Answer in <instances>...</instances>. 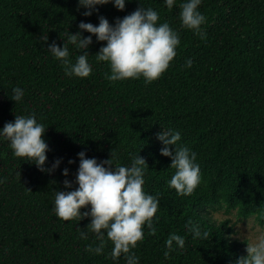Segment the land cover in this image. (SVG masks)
I'll list each match as a JSON object with an SVG mask.
<instances>
[{
	"label": "trees",
	"instance_id": "obj_1",
	"mask_svg": "<svg viewBox=\"0 0 264 264\" xmlns=\"http://www.w3.org/2000/svg\"><path fill=\"white\" fill-rule=\"evenodd\" d=\"M184 2L168 10L163 0H130L123 11L109 3L86 17L78 0H0V128L15 115L35 114L47 129L45 168L61 160L55 171L41 172L0 141V177L6 178L0 184V264H125L123 257L110 258V241L102 255L85 251L97 243L91 232L79 238L90 217L63 222L52 211L56 191L77 187L65 189L63 182L75 181L81 151L98 162L112 150L120 165H130L136 154L146 160L144 190L158 196L159 209L155 235L145 226L133 249L140 264H235L247 255L230 220L218 223L212 211L251 220L264 209V0H203V40L181 26ZM141 4L156 10L181 41L168 70L152 83L106 80L107 63L95 60L106 42L95 36L86 50L93 66L87 78L66 76L47 51L53 41L63 47L81 21L98 25L103 16L114 24ZM68 47L75 62L81 50ZM14 87L25 93L17 104ZM163 127L180 131V143L197 154L203 181L191 195L168 187L175 169L160 154ZM188 220L208 231V240H194ZM259 224L264 229V221ZM171 233L184 237L185 246L165 258Z\"/></svg>",
	"mask_w": 264,
	"mask_h": 264
},
{
	"label": "clouds",
	"instance_id": "obj_2",
	"mask_svg": "<svg viewBox=\"0 0 264 264\" xmlns=\"http://www.w3.org/2000/svg\"><path fill=\"white\" fill-rule=\"evenodd\" d=\"M130 0H78V8H84L83 15L88 17L97 6L111 3L117 10L123 11ZM203 0H185L179 5V18L181 26L193 31L202 40L206 32L202 25L206 17L199 11ZM168 10L176 5V0H163ZM159 13L152 7H138L134 12L121 18H116L115 23L100 16L98 25L81 21L78 25L80 31L67 34V42L63 47L55 41L48 44L47 51L58 60L68 77L87 78L93 73V66L89 62V53L86 51L93 43L95 36L97 42H106L95 54L97 63L106 62L110 72H105L104 77L110 82H121L128 79L138 80L143 78L144 83L150 84L159 79L170 67L177 55L176 49L180 45L178 31L169 23H160ZM91 35L84 37L83 32ZM47 37L44 39L47 42ZM81 50L73 62L68 45ZM193 61L188 59L185 67L191 68ZM11 100L15 104L24 99V89L12 88ZM47 129L43 123L38 122L35 114L15 115L12 122L0 128V141H7L14 157L34 164L39 171L51 173L61 163L60 159L53 162L51 168H45L46 153L50 150L44 140ZM157 139L162 147L160 154L171 159L170 168L175 169L168 181V187L174 189L177 195H191L201 185L203 177L200 165L197 163V154L187 145H182L181 133L178 130L164 128L157 133ZM174 146V148L172 147ZM79 167L75 181L65 179V189H72L73 183L77 185L74 190L56 191L52 211L58 220L69 222L81 221L90 217L86 231L79 232L81 240L88 239V233L95 235V246L89 244L85 251L94 255H102L107 241L112 243L109 253L113 261L121 257L125 264H140V258L133 249L138 242L144 239V227L150 230L149 234L155 235L153 226L154 218L159 209V198L148 194L144 190L146 160L139 154L131 155L130 165H120L115 150L110 153V159L97 161L96 158H86L84 151L79 152ZM69 163H74L70 160ZM63 175H69L64 169ZM5 177H0V184L5 182ZM90 206V207H89ZM81 209H87L81 211ZM255 229L241 232L239 235L246 242V256L239 257L235 264H264V229L259 221H264V209H260L254 217ZM194 240H208L209 233L202 230L201 225L188 220L185 225ZM239 227V225H238ZM107 237V240L105 239ZM185 238L171 233L165 241V258L176 248L183 249Z\"/></svg>",
	"mask_w": 264,
	"mask_h": 264
},
{
	"label": "rangeland",
	"instance_id": "obj_3",
	"mask_svg": "<svg viewBox=\"0 0 264 264\" xmlns=\"http://www.w3.org/2000/svg\"><path fill=\"white\" fill-rule=\"evenodd\" d=\"M212 219L218 223L230 220L231 225L234 226L235 235L234 238L238 239L240 242H243L246 244L245 240L239 235L241 232H246L247 230V224L248 229L250 231L255 229L256 226V220H241L238 219L235 213L228 214L225 210L214 212L212 211ZM239 225V227H238ZM263 229V228H262ZM247 246V245H246ZM246 248V247H245Z\"/></svg>",
	"mask_w": 264,
	"mask_h": 264
}]
</instances>
